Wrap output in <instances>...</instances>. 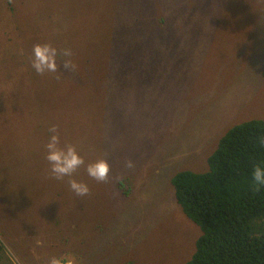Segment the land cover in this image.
Returning <instances> with one entry per match:
<instances>
[{
	"label": "rangeland",
	"instance_id": "obj_1",
	"mask_svg": "<svg viewBox=\"0 0 264 264\" xmlns=\"http://www.w3.org/2000/svg\"><path fill=\"white\" fill-rule=\"evenodd\" d=\"M36 44L70 48L74 67L37 74ZM263 71L264 0H0V241L21 264L186 263L201 231L171 178L208 171L233 125L264 119ZM53 125L110 163L107 183L74 174L89 196L51 178Z\"/></svg>",
	"mask_w": 264,
	"mask_h": 264
},
{
	"label": "trees",
	"instance_id": "obj_2",
	"mask_svg": "<svg viewBox=\"0 0 264 264\" xmlns=\"http://www.w3.org/2000/svg\"><path fill=\"white\" fill-rule=\"evenodd\" d=\"M261 137L264 119L233 125L208 158V171L186 170L171 178L178 205L201 231L184 264H264V188L252 187L253 167L264 163ZM88 207H78V218L88 216ZM75 210L73 204L70 211Z\"/></svg>",
	"mask_w": 264,
	"mask_h": 264
},
{
	"label": "clouds",
	"instance_id": "obj_3",
	"mask_svg": "<svg viewBox=\"0 0 264 264\" xmlns=\"http://www.w3.org/2000/svg\"><path fill=\"white\" fill-rule=\"evenodd\" d=\"M72 56L73 51L70 48L57 49L51 44H36L33 46L32 68L41 76L57 73L60 69L58 60H63L64 68L74 67L70 60ZM48 131L51 135L45 147L47 151L46 160L50 164L51 178L64 180L65 177H68L70 190L79 197L91 194V189L87 183L73 178L79 169L84 168L88 177L98 183H107L109 181L111 165L107 159L101 158L94 162L86 163L76 146L72 144L61 146L57 125L51 126ZM259 143L264 144V137L259 138ZM126 167L132 168L134 165L131 161H128ZM252 187L257 192L264 188V163L254 165ZM0 243H3L6 254L13 264H21L19 258L15 256V253L7 243L3 241H0ZM37 243L38 246L42 245L41 241H37ZM48 264H79V262L72 252H67L60 256L51 257L48 260Z\"/></svg>",
	"mask_w": 264,
	"mask_h": 264
}]
</instances>
